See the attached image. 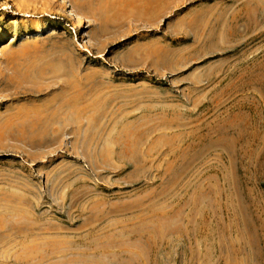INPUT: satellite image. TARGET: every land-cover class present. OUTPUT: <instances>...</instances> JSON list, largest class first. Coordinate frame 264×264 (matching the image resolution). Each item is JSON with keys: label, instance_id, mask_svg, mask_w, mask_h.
<instances>
[{"label": "rangeland", "instance_id": "rangeland-1", "mask_svg": "<svg viewBox=\"0 0 264 264\" xmlns=\"http://www.w3.org/2000/svg\"><path fill=\"white\" fill-rule=\"evenodd\" d=\"M0 264H264V0H0Z\"/></svg>", "mask_w": 264, "mask_h": 264}, {"label": "bare ground", "instance_id": "bare-ground-1", "mask_svg": "<svg viewBox=\"0 0 264 264\" xmlns=\"http://www.w3.org/2000/svg\"><path fill=\"white\" fill-rule=\"evenodd\" d=\"M91 4L89 3V6H90ZM67 7H62V8H60V10L62 11V12H66V14H67V16H73L72 15V13H71V11H69L68 9H66ZM102 11V10H101ZM98 12V11H97ZM70 17V18H71ZM116 34H117V32H116ZM77 42V44H78V46L82 49V50H84V51H87L88 50V44H90V43H88V41H86V40H84V42L85 43H82V42H79V41H76Z\"/></svg>", "mask_w": 264, "mask_h": 264}]
</instances>
